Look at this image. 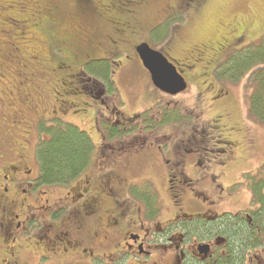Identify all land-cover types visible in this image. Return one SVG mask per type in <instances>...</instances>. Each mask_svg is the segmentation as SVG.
Segmentation results:
<instances>
[{"label": "rangeland", "instance_id": "374dc122", "mask_svg": "<svg viewBox=\"0 0 264 264\" xmlns=\"http://www.w3.org/2000/svg\"><path fill=\"white\" fill-rule=\"evenodd\" d=\"M213 2L200 10V20L194 21L191 19V10L188 11L190 2L186 1V5L182 6L181 0H0V83L5 84L0 86V100H9L14 96L9 101L12 103V109L22 116L18 120L24 122L25 127L30 125L33 119L36 121L39 114L49 117L51 111L62 108L63 104L57 103L56 100L68 102L71 106L57 112V116L73 123L91 138L94 149L88 167L89 174L97 171L110 172L107 179L117 183L118 192L126 189L127 182H134L135 195L142 198L144 203L150 204L149 215H154V206L158 200L160 209L154 215L157 225L172 219L173 212L186 205L183 203L187 201V198L183 199L185 189L199 192L200 196L203 194L210 197L219 210V215L237 214L255 207L250 185L257 181L255 176L261 173L264 167V123L258 121L250 111V97L253 93L250 77H244L239 83H228L216 78V83H210L209 75L204 72L213 66L214 58L201 53L197 47L192 50V47L197 45L201 48L219 38H223L227 44L236 39L233 46L236 50L259 42L264 37V0ZM177 9L182 10L184 16L170 15V11ZM50 13H57L59 20L56 32L50 31L52 37H49L54 39L55 35V39L62 43L63 55L59 51L54 53L53 49L47 51L48 47L56 45L54 41L48 43L42 38L43 43L41 42V37L45 35L39 34V22L41 20L44 24L49 21L47 15ZM164 17L162 22L156 24L164 28V33L171 27L169 35L173 39L179 37L176 44L182 53L179 51L176 54L172 50V44L164 51L156 40H153L150 46L169 56L170 62L175 64L180 75L189 84L188 91L175 98L154 88L147 70L140 64L134 52L137 44L147 40L150 27L154 24L149 27L150 22H159ZM235 17L241 19L238 26L233 25L234 28L230 23L224 25L223 19L232 22ZM29 19H33L37 28L28 26ZM176 23L180 27L175 28ZM220 23L223 27L218 26ZM143 24L149 28L143 30ZM43 29L48 33L50 27ZM97 33L100 34L99 42L91 44L89 39L96 37ZM34 50L41 54L52 52L62 58V62L58 68L51 64V67L44 65L40 70ZM222 50L224 53V47ZM78 51L79 56L76 55ZM121 51L126 54L119 55L118 52ZM101 59L113 62L110 64L114 72L110 78L114 85H111L114 89L113 92L111 90L112 94L105 90L108 87L102 77L89 79L81 76V73H84L82 65L90 60ZM93 68L103 70L98 68V65ZM13 74L23 75V81L18 76L14 77L20 85L11 86ZM110 79L108 78V83ZM15 89L16 91H13ZM37 100L41 103L38 104ZM53 103L56 107L50 106ZM117 104L125 117L144 112L149 120L154 121L153 115L161 116L160 109L167 107L173 110L179 107L192 119L185 118L186 121H181L182 124H170L167 128H161L160 139L153 137L151 129L154 125L148 121V124L141 125L140 128L137 126L125 134V139H122L123 135L105 141L100 135V131L105 128L102 120L112 116L117 110ZM169 117L172 118V113ZM215 117H221L220 123H212L216 120ZM6 131L7 129L0 128V146L3 142L7 145L11 142L8 136L12 131L8 135ZM133 137L138 138L135 146L127 145L123 152L125 142ZM38 139L37 133V137L33 139L36 147ZM227 141L234 142L235 146L227 144ZM104 142L106 145L109 143L111 147L105 148ZM119 142L123 143L118 145ZM174 144L180 145V154H176V159L192 162L184 167L185 174L190 176L188 183L178 182L177 176L171 171L170 165L168 166L167 160H174L171 153ZM112 147L117 150L114 152ZM227 147H231L230 150H227ZM102 150L111 154L113 168L102 158ZM198 155L201 156L200 160ZM193 165L194 171L191 169ZM198 170L200 175L195 172ZM172 173L173 175H170ZM117 174L121 175L119 179ZM170 176L174 181L172 184ZM197 176H200V183L194 182ZM192 183L195 187L190 188ZM222 193L228 195L226 199L229 200L217 199ZM230 193L236 195L231 196ZM192 200L194 202L186 209L189 212L204 213L210 205L208 200ZM122 210L124 208L116 206L110 210V214L118 218L116 222L120 223ZM185 212L184 210L183 214ZM59 231L61 234L59 233L58 237L64 240V228ZM37 242L39 240L32 237L29 243L38 256L42 251L51 256L59 251L58 243L53 240L45 239L43 250L36 245ZM157 242L159 241L156 236L152 238V243ZM60 247L63 248V254L73 251L66 245ZM97 253L103 258H98L95 264L114 261L116 262L113 264H139V260L133 258L129 262L128 256H116L114 250ZM3 258L4 256L0 255V264H3ZM23 258L24 255L20 256V264H26ZM81 260L80 264H92L89 256ZM151 262L142 260V264ZM34 264H37V260ZM42 264L75 262L69 263L63 258L59 263L46 260Z\"/></svg>", "mask_w": 264, "mask_h": 264}, {"label": "flooded vegetation", "instance_id": "af4514ba", "mask_svg": "<svg viewBox=\"0 0 264 264\" xmlns=\"http://www.w3.org/2000/svg\"><path fill=\"white\" fill-rule=\"evenodd\" d=\"M171 12V16L182 14L179 10ZM195 13L197 15V12ZM165 17L157 23L162 22ZM152 24L150 22L149 27ZM156 26L153 24L150 27V32H154ZM143 43L147 42L143 41L134 48L138 59L136 48ZM118 54L125 55L126 53L121 51ZM20 60L19 64L21 65ZM139 62L143 66L140 59ZM16 76L23 81V75L17 74ZM81 76L83 77V73ZM14 77L12 76L11 86L20 85ZM4 85L0 83V86ZM187 91L188 89L181 94ZM179 95L170 97L175 98ZM13 97L12 95L9 100ZM5 100L8 99L0 100V128L7 129V135L10 131L12 134L8 136L11 139L10 144L7 145L3 142L0 146V255L4 256L3 264H20L18 261L22 255H24L23 260L26 264H34L35 260H37V264H42L46 260L59 263L63 258L66 262L74 261L75 264H80L81 259L87 256L90 257V262L95 264L96 260L102 257L96 252L103 250H114L116 256H128L129 262L133 258L139 260V264H142V260H151V264H166L168 262L171 264H219L220 257L227 256L229 252L228 238L219 231L217 226L224 218L228 221L234 219L240 223L245 222L246 227L253 228L251 235L254 236V244L246 249L241 264H264V229L263 226H259L255 222L257 216L254 211L259 209L258 205L237 214L222 213L219 215L217 214L219 210L210 197L203 194L200 196L199 192L193 190L182 189L185 193L183 199L187 198V201L183 202L186 205H182V208L173 212L172 219L162 225H157L154 222L156 218L154 215L160 209L158 200L154 206V215H149L150 204L149 202L144 203L142 198L135 195L136 185L133 184L134 182H127L126 189L123 190L124 193L122 190L118 192L117 183L115 181L112 183L107 179L110 172L103 173L101 171L99 173L97 171L89 174L90 169L87 168L67 184L46 185L41 183L36 159L37 147L33 144V139L37 137V133L39 135V126L42 122L55 120L73 124L63 117L57 116V112H62L63 108L71 105L68 102L56 100L57 103L63 104L62 108L51 111L49 117L39 114L36 121L33 119L30 125H26V129L24 122L18 120L22 116L12 109V103L9 100L7 102ZM37 103L41 102L37 100ZM50 106L56 107V104L53 103ZM116 107L117 110L113 114L111 113L110 118L102 120L105 123V128L100 131V135L105 141L123 135L122 139H125V134L129 131L137 126L140 128L141 122L138 121L141 120L139 118L145 115L144 112H141L125 117L123 110L118 108V104ZM153 116L154 120L158 119L155 115ZM215 118L216 120H213L212 123H220L221 117ZM204 136L206 137V134ZM136 141L138 138L133 137L125 142L122 151L126 150L127 145L135 146ZM120 143L123 142H119L118 145ZM226 143L235 146L234 142L227 141ZM104 145L105 148L106 146L111 147L109 143L106 145L104 142ZM112 148L114 152L117 150L115 147ZM230 148L227 147V150ZM179 150V144H174L171 147L174 160L168 159L167 163L177 176L178 182L188 183L190 176L185 174L184 167L192 162L176 159V154H180ZM101 154L106 164L113 168L111 154H107L104 150L101 151ZM200 157L198 155L199 160ZM174 166L177 169L173 168ZM191 169L194 171V165ZM193 171L191 174L194 173ZM195 172L200 175L199 170ZM173 182L171 179L170 184ZM194 182L200 183V176H197V180ZM192 186L195 187V184L192 183L190 188ZM222 195L225 198L221 197ZM222 195H218L217 199L225 200L228 196L223 193ZM230 195L235 196L236 193L235 195L230 193ZM192 199L208 200L210 205L207 206L204 213L189 212L186 209L194 202ZM233 200L234 198L231 201ZM115 206L124 208L119 216L120 223L116 222L118 218L110 214V210ZM184 210L186 212L183 214ZM61 223L64 225H60ZM213 227L214 230L211 232L210 228ZM60 228H64L65 237H62L65 238L64 240L58 237ZM198 230L202 234H198ZM155 236L159 242L152 243V238ZM32 237L39 240L36 245L41 250H43L42 244L45 239H50L58 243L59 251L52 256L42 251L38 256L37 252L30 247L31 243L29 242ZM115 241L116 243H114ZM61 245L62 247L66 245L73 251L64 253V255ZM201 248L207 252H201ZM115 262H105V264Z\"/></svg>", "mask_w": 264, "mask_h": 264}, {"label": "trees", "instance_id": "16d2710c", "mask_svg": "<svg viewBox=\"0 0 264 264\" xmlns=\"http://www.w3.org/2000/svg\"><path fill=\"white\" fill-rule=\"evenodd\" d=\"M186 1L190 2V8H188V11L191 10V19L195 21L200 20L201 18L200 10L207 7L214 0H181V5L185 6ZM84 9L85 7L82 8V11ZM179 12L183 15L182 10H179ZM195 12H197V15ZM47 19L49 21L44 24L41 20L39 22L41 25L43 24L42 26H39V34L42 36L44 33L45 35L41 37V42L43 43L42 38L48 43L54 41L56 45L48 47L47 51L53 49L54 53L55 51H59L62 52L63 55L64 51L61 50L63 49L62 43L55 39V35H53L54 39L50 38L52 37L50 31L56 32L59 20L57 13L48 14ZM172 20L176 21L175 19ZM239 20L241 23L240 17H235V20L232 22L223 19V22L224 25H229L230 23V25L234 27L233 25H239ZM141 21L144 22V20ZM33 22V19H29L28 26L37 28L36 24ZM152 23L156 26L157 22ZM218 26L223 27L221 23L218 24ZM43 27H50V29L47 30L49 35L44 32ZM178 27H180V25L176 23L175 28ZM148 28V26H145L143 30ZM170 28L171 27H168V31H165L164 33V28H162L161 25L156 26L154 32L149 31L146 42L150 45L153 40L159 41L164 51H167L168 46L171 47V44L173 43L172 50L175 51L176 54H178L179 51L182 53V50H178L176 44V40L179 37L173 39L172 36L169 35L171 32V30H169ZM218 32L219 31H216V33ZM159 33L161 34L158 35ZM99 38L100 34L97 33L96 37L89 39V42H91V44L98 43ZM235 40L232 39L231 42L227 44V41L223 38H219L216 42L206 43V45L201 48L197 45L193 46L192 50L197 47V49H200L201 53L214 58L215 63L213 66L209 67L210 69H206L204 72L205 75H209L211 79L210 83L212 84H214V82L216 83V79L224 82L228 81V83H239L244 77H250L253 88V93L250 97V111L258 121L264 123V37L259 42L257 41L245 45L238 50L233 49L234 44H236ZM219 42L222 43L220 44ZM223 42H226V44ZM223 47L224 53L222 50ZM47 51L45 54H41L34 50V54H37L36 58H38L40 63V65H38L40 70L43 69L44 65L51 67V64L58 68L59 64L62 62V58L56 56L52 52L47 53ZM76 55L79 56L80 51H78ZM218 55H220V57H218ZM165 56L169 59V56ZM110 64H113V62L110 63L108 59L90 60L85 63L84 66L82 65V68H84L83 72L86 74L84 75L83 73L85 78L88 77L89 79H92V77H102L101 79L106 82L105 86L108 87L105 90H109L108 92L112 94L114 89L111 88L113 82L110 78L113 71L112 65L110 66ZM94 65H98V68L103 70L98 71L97 68H93ZM206 68H208V66ZM40 72L44 74V72ZM16 75L17 74H13L12 76L14 77ZM108 78L110 79L109 83ZM160 110L162 111L160 118L158 117V119L152 121L149 120L148 115L145 114L139 118L141 121H138L141 122V125L148 124V121L154 125L151 132L156 139L162 138L159 136V130L161 128H167L168 126H171L170 124H180L181 121H186L185 118L188 120L192 119L189 117L188 113L183 112L179 107H175L173 110L164 107ZM170 113H172V118L169 117ZM39 135L40 139L37 145L36 159L39 165V178L41 183L46 185L67 184L88 168L92 158L94 144L89 135L76 125L55 120L52 122H42L39 126ZM44 136L46 137L44 138ZM255 178H258L259 180L257 179L256 182L253 181L250 185L254 203L260 206L259 209L254 211L256 214L255 216H257L255 222L257 225L263 226L264 229V167L262 168V172L258 173ZM217 226L219 227V231L224 236H227L229 241V252L227 256L220 257L219 264H241L246 249L254 244V236L251 235L253 228L246 227L245 222L240 223L234 219L228 221V219L225 218L222 219ZM213 230L214 227L210 228L211 232ZM198 234H202V232L200 233V230H198Z\"/></svg>", "mask_w": 264, "mask_h": 264}, {"label": "water", "instance_id": "95a60500", "mask_svg": "<svg viewBox=\"0 0 264 264\" xmlns=\"http://www.w3.org/2000/svg\"><path fill=\"white\" fill-rule=\"evenodd\" d=\"M136 52L156 89L170 96L186 91L188 84L185 78L162 52L154 50L148 43L139 45ZM201 252L207 251L201 248Z\"/></svg>", "mask_w": 264, "mask_h": 264}]
</instances>
